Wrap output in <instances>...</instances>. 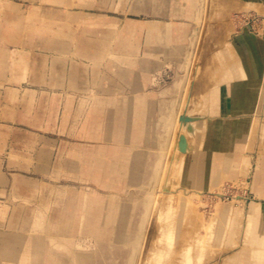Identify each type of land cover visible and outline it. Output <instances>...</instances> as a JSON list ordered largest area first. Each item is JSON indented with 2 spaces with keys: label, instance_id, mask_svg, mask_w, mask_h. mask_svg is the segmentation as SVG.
<instances>
[{
  "label": "rangeland",
  "instance_id": "obj_1",
  "mask_svg": "<svg viewBox=\"0 0 264 264\" xmlns=\"http://www.w3.org/2000/svg\"><path fill=\"white\" fill-rule=\"evenodd\" d=\"M200 2L202 13L189 18L185 14L173 13L174 8L188 5L187 0H0V71L17 67L16 71L27 74L26 58L38 61L39 67L46 68L48 64L54 65L51 60L56 57L65 65L70 62L83 66L81 71L85 73L87 87L108 86L119 67L131 68L127 62L119 61L115 42H111L106 54L98 61L91 58L96 51L105 48L99 45L98 39L113 31L139 44L135 55L138 61L148 59L150 70L140 78L143 89L139 92L149 96L159 109L166 97H181L182 113L188 108L187 113L193 116L208 115L209 85L216 84L220 74L223 77L227 70H231L227 64L238 59V47L247 44L246 35L252 33L264 39V14L255 13L252 3H242L241 0ZM160 3L165 6L163 12L153 8ZM155 22L186 27L185 63L168 62L163 53L149 52L147 30L148 25ZM5 36L13 42H6ZM23 38H29L31 44L23 46ZM45 39L64 40L67 46L61 49L46 47L40 44ZM152 46L157 48L159 45L154 43ZM140 65L138 62L132 67L135 75H142ZM96 70L105 75L98 79V83L94 80ZM263 72L259 77L261 90H264ZM178 80L181 85L175 87ZM8 97L0 96V109ZM47 97L39 96V118L31 121L35 125H0V241L3 233H23L17 224L22 218L31 220L30 233L35 236H44L55 230L54 224L72 193H79L86 200L98 197L105 202L119 193L123 200L131 198L137 202L149 190L146 187L143 192L136 185L121 182L110 187L108 183L113 181L112 176L97 178L89 175L88 166L77 156V151L82 148L93 149L104 144L82 134L86 125L82 113L86 116L94 98L99 95L87 94V106L82 110L71 112L69 105L61 106V118L54 117L53 120L45 117L56 109L46 101ZM22 118L18 121L29 122ZM2 121L4 119H0ZM51 122L55 125H46ZM246 122V135L237 137L240 140L230 144V158H217L218 152L214 149L212 157L205 160L209 173L200 176L192 173L189 180L185 173L192 151L183 146L178 150L173 147L178 134L182 133L176 126L170 143H167L164 168L153 194L155 204L145 224V237L137 256L139 264H225L241 250L252 255L260 252L264 258V247L251 242L254 233H264V210L260 216H254L250 211L253 204L264 203V145L262 133L259 135L261 128L264 130V118L253 114ZM206 127L204 125L200 130L204 135ZM165 134L161 130L159 147L165 141ZM184 134L181 139L186 138L191 143L193 135ZM203 143L204 139L201 148L205 146ZM203 149L194 151L202 152ZM223 153L225 155L226 151ZM157 157L156 151H149L151 163ZM170 162L177 170L176 163H183L181 175L176 174V178L169 173L172 170ZM73 163L79 165L78 168L71 167ZM143 199L145 201V195ZM138 212L134 210L139 218ZM168 217L175 220L173 233L163 232ZM223 219L227 223L225 227L231 230L234 227L235 231L229 230L221 238L216 230L223 224ZM138 229L139 225L127 264L132 249L136 248ZM89 248L94 249L92 243ZM59 251L65 249L62 247ZM21 255L32 257L30 252ZM121 257L120 253L112 258L111 264H122ZM8 259L0 253L2 264L8 263Z\"/></svg>",
  "mask_w": 264,
  "mask_h": 264
},
{
  "label": "crops",
  "instance_id": "obj_2",
  "mask_svg": "<svg viewBox=\"0 0 264 264\" xmlns=\"http://www.w3.org/2000/svg\"><path fill=\"white\" fill-rule=\"evenodd\" d=\"M187 1L188 5L183 4L182 7L174 8L173 13L193 18L199 7V0ZM241 2L252 3L255 13L264 14V0ZM163 7L165 8L161 3L153 6L158 12H163ZM147 31L149 52L163 53L168 62L181 63L185 60L188 31L184 25L176 27L170 22L164 24L155 22L148 25ZM246 36L247 44L238 47V59L231 64H235L236 77L221 82L219 79L216 84L209 85L207 91L210 114L204 115V118L208 124H216L220 128V135L226 129V137L231 127L240 133L238 137L245 136L246 120L255 114L258 106L254 95L261 90L259 77L263 72L264 39H259L252 33ZM4 39L6 42H13L6 36ZM98 41L99 45H104L105 48L91 55L93 60L98 61L106 54L111 42H115L116 52L120 54L119 61L127 62L131 68L119 67L108 86L91 88L86 86L85 73L81 71L84 68L79 64L68 62L65 65L59 58L53 57L51 63L54 65L48 64L45 68L39 67L38 61L33 62L26 58L24 63L28 70L27 74L16 71V66L13 70L0 71V96H10L4 100L5 104L1 105L3 109H0V119H4V122H0V125H35L36 123L33 124L31 121L39 118L37 114V106L41 100L39 96H48L46 101L56 106V109H52L51 115L45 116L53 120L54 117L61 118L59 114L61 106L69 105L71 112L82 110L83 106H87L85 96L97 94L99 97L94 98L86 116L82 113L86 123L82 128V134L103 141L104 144L94 146L93 149L82 148L77 151V156L88 166L89 175L97 178L102 175L112 176L113 181L109 182L108 186L114 187V183L121 182L129 186L136 185L143 191L148 186L154 164L159 157L158 145L162 127L159 120L168 114L175 97H166L162 101L163 107L159 109L157 103L149 96L139 92L143 89L140 78L144 72L150 70L148 59L141 61L136 59L139 44L113 31L105 33ZM21 42L23 46L31 44L29 38H23ZM154 43L159 46L153 47ZM40 44L59 49L67 46L64 40L54 42L45 39ZM249 57L252 58L254 67H257L253 78L246 71ZM237 60L241 63L243 73L240 66L237 71L239 64ZM138 62L141 64L139 72H142V75L141 73L135 75L136 71L132 68ZM132 74L134 76H131ZM95 76V83H98V79L105 75L96 70ZM199 86L201 87L200 84ZM55 112L57 113L54 114ZM21 117L29 122H19L18 119ZM6 119H9V122H6ZM46 125L55 124L51 122ZM208 137L209 134L206 135V140ZM150 150L156 151L158 156L152 163L149 158ZM217 152V158H226L222 151ZM213 153L214 148H207L206 144L202 152H195L189 156L191 160L196 159L197 155L203 156L204 164L201 167L203 173L200 175L209 173V165L205 160L211 158ZM78 166L76 163L71 165L73 168ZM194 167L192 173L198 174L197 167ZM143 194L145 195V192ZM144 195L137 202L130 198L133 200L131 202L123 200L117 193L112 195L110 201L105 202L98 197L86 200L81 194L72 193L60 213V218L54 224L55 230L48 231L44 236H35L30 233L31 220L19 219L17 224L23 233H3L0 253L9 258L5 264H101V262L111 264L112 258H116L120 253L122 264H127L137 226L144 212ZM135 209L139 211L137 214L139 218L134 214ZM91 243L94 249L89 248ZM62 247L65 249L64 252L59 251ZM22 252H30L32 257H23Z\"/></svg>",
  "mask_w": 264,
  "mask_h": 264
},
{
  "label": "bare ground",
  "instance_id": "obj_3",
  "mask_svg": "<svg viewBox=\"0 0 264 264\" xmlns=\"http://www.w3.org/2000/svg\"><path fill=\"white\" fill-rule=\"evenodd\" d=\"M200 4H201V2H200ZM200 4H199V7L197 8L195 15L202 13V6ZM201 17H203V16H201ZM196 39L198 40L197 37H196ZM194 40H195V38H194ZM185 57H187V55ZM184 63H185V61H184ZM238 63H237L238 64L237 71H238V68L240 66V69L243 73V68L241 66L240 61H238ZM227 66L231 70L226 71V74L223 76V79H222V75H221V77H218L220 79V82L233 80L234 77H236L237 72L236 73L234 72L235 64H233V65L227 64ZM256 70H257V67H254L252 58L249 57V63H246V71L249 72V74L253 78V76L256 75L255 74ZM180 85H181V81H178L176 83L175 87H179ZM254 97L256 98V102L258 103L257 111L255 113V117L259 116V118H264V90H259L256 93V95H254ZM187 103H188V101H187ZM180 104H181V97L180 98L175 97V99L171 102V109L169 110L168 114L165 116H162L159 120V122L162 124L161 130H163L166 133L165 134V141L159 147V158L156 161V164H155V167L153 170V175H152V177L148 183V186H147V189H149V190L145 194V209H144V212L142 214V217H141V220L139 223L138 238H137V242L135 245L136 248L132 249V253H131V256L129 259V264H139V260H138L137 256L139 255V250H140L141 245L143 244V241H144L145 224H146L148 216L151 215L150 213L152 212L153 206L155 204V198L153 197V194H154L156 185L159 183V180H160V171H162L161 169L164 168L163 159H164L165 152L167 151V143L168 144L170 143V141H171L170 136H172L173 132H175L176 126L178 127L179 132H182V133L178 134L179 136H177V141L174 142L176 145L174 144L175 146H173V147H175V150H178L179 148H181L183 146L184 148L189 149V152L192 151L191 152L192 154L196 152L194 150L201 151L202 148H205V146L207 144V148L211 147V148L216 149L217 151H222V152L225 150L226 151L225 156H226V158H228L229 157V151H230V144H232L231 142H236L237 139L239 138L238 136L240 135V133L236 132V128H233V127L230 128V132L227 134V137H226V132H227L226 129H224V132H222V134L220 135L219 134L220 128L217 127L216 124H212V125L208 124L207 120H205L203 115L193 116V115L187 113L188 108H185V111L183 110L184 113H182ZM204 105H206V104H204ZM187 106H188V104H187ZM184 107H185V105H184ZM248 107H249V104L247 103L246 108H248ZM204 125H207V127H206L207 130L205 132V135L203 132L200 131L202 129V127H204ZM184 133H186V134L189 133V134L193 135L191 143H188V140L186 138H182L183 140L181 139V137L183 136L182 134H184ZM248 133H249V130H248ZM261 133H262V135H261ZM208 134H209V137L206 140V135H208ZM194 135H195V137H194ZM245 135H246V133H245ZM259 135H261V139H262V142L264 145V130L262 128H261V132L259 133ZM203 139H204L205 146H203L201 148V146H202L201 143H202ZM205 140H206V142H205ZM202 158H203V156L197 155L196 159H194V160L189 159L188 163L186 164L187 170L185 173V175H187L188 180H189L188 176L191 177L192 170L195 168L194 166L197 167V171H198L199 176L201 173H203V172H201L202 171L201 167L204 164V162L202 161ZM206 163L208 164V162H206ZM170 165L172 167V170H170L169 173L171 175H174V178H176V174L179 175L181 172V169L183 167V163L182 162H180L178 164L176 163V167L179 166L178 167L179 170H177L173 167L175 164L173 165V163L170 162ZM164 184H165V182H164ZM168 188H169V186H168ZM157 190H158V187H157ZM177 201H178V199H177ZM187 201H188V199H187ZM186 205H188V202L186 203ZM223 210L225 211V209H223ZM263 210H264V204L263 205L253 204L250 211L254 213L253 214L254 216H260L261 212ZM223 217L225 218L226 216H223ZM167 220L165 221L166 223L163 225L165 227L163 232L173 233V223L175 220L171 219L170 217H168ZM226 220H227V218H226ZM226 220L223 219L222 220L223 224L216 230L217 231L216 234L219 237L221 236V238L224 237L225 233H227L229 230H230V232L232 231L233 233L235 231L234 227H233V230H231L228 226H227V228L225 227L227 224ZM228 241H229V243H231L230 240H228ZM251 242L255 246H258L260 248L264 247V233H258V232L254 233L253 237L251 239ZM133 244H134V242H133ZM187 259H190V257H188ZM85 262L88 263V261L86 259H85ZM225 264H264V258L262 257V254L260 252H258V254H256V255H252V254H247L245 251L241 250L239 255L232 258L231 260L226 261Z\"/></svg>",
  "mask_w": 264,
  "mask_h": 264
}]
</instances>
